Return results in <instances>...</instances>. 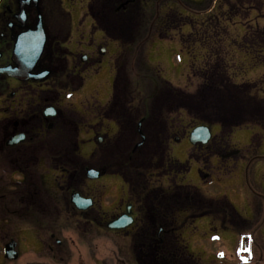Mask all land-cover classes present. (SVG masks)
I'll list each match as a JSON object with an SVG mask.
<instances>
[{
	"label": "flooded vegetation",
	"instance_id": "obj_1",
	"mask_svg": "<svg viewBox=\"0 0 264 264\" xmlns=\"http://www.w3.org/2000/svg\"><path fill=\"white\" fill-rule=\"evenodd\" d=\"M166 2L185 12H178L179 19H192L189 16L192 9L182 7L180 0H0V242H4L0 259L7 264L17 260V264H74L72 255L68 261L64 260L62 249L72 250L78 235L80 244H75L82 245L84 253L89 256L83 244L85 240L104 234L109 235L106 241L110 244L106 247L111 249L108 256L114 264H193L189 256L182 258L184 249L175 246V230L181 228L174 227L169 218V189L163 172L152 173L148 178L150 182L142 189H138L139 180L129 177L125 184V199L107 212L100 209L97 193L88 187L86 174L82 177L87 165H81L80 130L84 128L93 132L95 150L90 153L97 151L96 155L106 157V148H110L114 141L103 131L102 123L112 122L116 129L121 127V121L112 116L109 102L104 104L103 110H89L88 114L77 112L69 103H61L68 92L84 85L89 73L96 72L110 44L118 50L112 58L116 62L122 49L143 46L152 37L162 39L163 33L158 28L166 27L164 25L171 20L163 17ZM79 3L84 4L81 10L78 9ZM152 9L154 15L149 20L145 11ZM86 18L90 21L88 31L92 35L88 50L72 42L74 30H81ZM39 28L45 42L41 51L35 54L39 46L34 44L39 38L36 33ZM95 33L97 38H93ZM13 59H17V64ZM19 59L37 60L27 71L19 68ZM14 66L17 76L4 71ZM128 108L137 107H123ZM92 118L98 123L91 125ZM90 166L100 172L99 177L113 174L122 179V173L108 170L101 162L88 164ZM72 191L91 198L92 206L76 208L68 198ZM259 196L261 205H264V196ZM19 206L22 207L20 216ZM118 208L121 210L117 211ZM51 209L54 215H48ZM63 209L64 213L69 209V219L73 222L69 227L70 236L59 239L55 235L61 227L55 224L62 219L63 215L58 214ZM123 213L128 215L131 223L122 228L110 227V222ZM263 213L264 207L261 219ZM19 221L32 224L35 231L33 237L29 234H24L23 240L20 237L21 243ZM12 228L16 229V239L11 235ZM45 232L50 239L46 249L51 263L19 261V247L26 244L38 251L39 256V250L44 247L41 233ZM122 239L131 243L127 252H131L134 263L119 256L118 242ZM8 244L14 245L16 259H5ZM93 246L91 254L97 255L103 245L94 243ZM259 256L258 263L263 259L261 254ZM85 257H75V264H89Z\"/></svg>",
	"mask_w": 264,
	"mask_h": 264
},
{
	"label": "rangeland",
	"instance_id": "obj_2",
	"mask_svg": "<svg viewBox=\"0 0 264 264\" xmlns=\"http://www.w3.org/2000/svg\"><path fill=\"white\" fill-rule=\"evenodd\" d=\"M213 2L214 0H180L182 7L185 6L188 10L192 9V15H189L192 19L188 20L185 18L184 21L182 19L179 20L180 16L178 12H180V10H177L176 6L173 7L170 3L166 2L164 9L167 8L163 13V17L164 15L171 19L175 17L174 23L170 21L164 25L166 27L161 29L158 28L166 39L152 37L145 42L140 51L138 49L139 52L136 53L135 60L128 57L129 60L126 59V63L124 64L125 67L128 66L126 73H128L129 77L132 79L134 97L136 100L133 104L143 106L145 104V98L148 97L151 89L152 95L157 90L162 80H168L177 87L185 88V92L187 93H194L201 83L198 70V68H200V61L203 58H208V60L214 59L217 62L219 56V62L221 64L224 63L228 74H231L234 82L255 84L256 86L252 92L257 93L259 96H264V85L259 80L262 79L264 82V66H260L259 63L262 58L264 59V55H262V53L264 54V51H262L263 45L259 47L258 45L256 47L247 46L248 49L245 50L246 47L243 45L247 44L245 43L246 41L243 45L240 43L244 38V32L246 33L245 36H247V34H256L257 31H261L264 28V0H216L214 3L215 8L207 12ZM83 5L84 4L79 3V6L77 5L78 9L81 10ZM154 11L153 9L148 12L145 11V15L149 20L153 18ZM83 21L82 29L74 30L72 42L82 49L88 50L90 49L89 40L92 37L91 33L88 31L91 24L88 18ZM97 37L98 34L95 33L93 38ZM254 37L257 38L256 35H254ZM208 40L211 41V43ZM107 49L108 52L105 56L101 57V62L96 72L89 73L86 76L84 85L74 92H68L67 96L62 98L61 103L64 105L69 103L77 112L79 110L84 114H88L93 105H102L108 102L107 100L111 94L110 90L114 72V70H112V58L118 50L113 44H110ZM131 49L129 50L131 51ZM186 84L188 85L186 86ZM259 96H257L258 99L261 98ZM5 105L9 108L8 103H5ZM9 110L10 109H8V111ZM180 117L189 118L186 113H184L183 116L180 112L177 115L171 116V118L178 121L176 123L178 129L173 131V133L174 136H178L179 140H174L170 143L169 148L171 151L169 154L172 158L182 163L188 161L187 153L190 149L189 138H187L188 133L184 132L186 130L189 131V126L194 123L190 121V124H188L189 120L185 119L183 121ZM97 123L95 119H90L91 125ZM102 127L103 131L107 132L106 134L110 136L116 132V126L112 122L104 121ZM185 127L187 128L185 129ZM210 129L212 134H217L219 126L210 125ZM79 133V138L81 140L79 153H81L83 157L88 158L91 154L90 152L94 148L92 139L94 136L93 132L92 130H85L82 128ZM255 134L262 135L261 145H258L257 148L251 151H246L252 136L253 139L257 140L254 137ZM230 144L237 147L238 150L240 149L241 152V157H238L239 159L234 162L233 171L231 173L227 174L218 170L217 161L213 158L211 162L212 168L208 172L209 174L207 177L201 176L197 162L192 160L189 161L190 169L186 171L182 179L180 178L181 180L179 178L175 179L174 171L171 172L170 170L164 171L165 178L163 179L168 187L172 186L174 180H177L179 184L188 182L195 185L208 196L227 197L241 216L248 219L249 224H246L242 229L241 227L237 229V233H239L240 236H244L258 225L256 223L258 220H261L262 209L264 207L263 203V206L261 205L259 196H264V130H260L259 127L253 125L236 128L231 133ZM120 150L121 146L119 144H113L108 150L109 156L107 159L113 157L115 154L119 155L121 152ZM255 157L257 158L255 159ZM41 162H44V160H41ZM164 162H166L165 159ZM250 162V167L246 172L247 164ZM95 163H97V161ZM185 166H187V164ZM44 183H46V181ZM88 187L96 191L97 203L100 209L105 212L117 206L127 195L124 181H122L119 176L113 174H104L98 179H92L88 182ZM56 195H58V193H56ZM214 206L216 209L219 208L216 205ZM21 208L22 207L19 206V216ZM183 209H185L184 213H178L174 210L169 217L171 220L178 221L177 226L176 224L173 225L178 229L184 225L185 221L189 222V224H186L181 230H175L176 234L174 239L176 240V245L183 249L187 246L189 252L196 257L198 256L203 264H257L260 254L263 256V259L260 260L258 264H264V222L261 223V226L258 228L256 227L253 236L255 243L250 244V250L249 246L246 247L245 253H242V259L239 262L237 257L238 251L240 250L239 236L232 229L226 231L222 230L218 221L214 223L210 220L212 217H201L195 220L196 216L200 217L195 210L187 211L186 208ZM116 210L118 211L121 209L118 208ZM64 212V210L59 212L58 215L63 216L62 219L55 224L57 227H61L59 230H56L55 235L59 239L68 238L71 234V229L69 227L73 220L69 219L71 218L69 209L68 212ZM212 212H215V209H213ZM54 214V210L51 209L48 215ZM181 221H183V225H180ZM178 225H180V227H178ZM10 232L12 237L16 239V229L12 228ZM24 234H29L33 237L35 236V231L32 228V224L19 221L18 238L20 243L24 238ZM178 234H181V236ZM41 237L43 238L41 239L44 245V247L39 250L41 255L39 254L38 256V251H35L33 247L26 244L25 247H19V261L24 260L26 262L27 260V262H38V260H41L51 263L49 251L46 249V244L50 241L48 232L41 233ZM108 237L109 235L107 234H104L103 237L97 235L93 240L86 239L84 243L82 242L86 245L85 251L90 254L88 256L84 253L82 245L78 246L75 244H80L77 235L75 236L76 242H74L72 250L64 251V247L61 256L65 261H68L72 255V263L74 264L75 257L78 258V256L80 257L81 255L82 257H89H85V261H88L89 264H100L104 260L106 264H114L113 260L108 256L110 254L108 252L111 250L106 247L107 244H110L106 241ZM94 243L103 245L100 246L99 254L97 255L91 254V248L94 247ZM102 243H105V245ZM118 243L119 256L124 257L125 260L130 263H134L131 252H127L128 245L131 244L128 242V239H122ZM3 244L4 242H0V252ZM97 258L103 260H97ZM17 262L18 260L15 262H8V264H17ZM55 263L57 262H54V264ZM0 264H7V262L0 259Z\"/></svg>",
	"mask_w": 264,
	"mask_h": 264
},
{
	"label": "trees",
	"instance_id": "obj_3",
	"mask_svg": "<svg viewBox=\"0 0 264 264\" xmlns=\"http://www.w3.org/2000/svg\"><path fill=\"white\" fill-rule=\"evenodd\" d=\"M244 38L246 39L245 43L249 45H263L262 51H264V28L261 31H257L256 34H248ZM122 53L126 55V50H123ZM262 55L264 54L262 53ZM219 57L217 62L216 60H209L198 68L201 83L192 94L185 92L179 87H173L170 82L161 81L158 91L150 104V115L149 117H144L147 120L142 126L145 142L138 148H131L133 146L131 142L127 148V155L121 158V163L118 165L119 170L127 173L124 175L125 179L128 180L129 177H133L134 180H141L138 189H142L146 185L144 183L146 176L150 177L152 173L162 172L161 170L182 172L186 169L181 162L170 157L168 149L170 135L173 134L175 126V120L171 116L178 113L179 110H185L194 122L209 125L210 123H216L220 126V133L214 141H211V148L201 147V152L198 154L201 163L207 167L213 158L212 156H215L219 160V166L228 168L225 164L226 160L222 158L224 156L221 157V155L224 154L225 147L229 144L231 131L235 127L256 124L264 128V98L258 99L257 95L252 92L256 85L252 83L236 84L231 79L230 74H228L224 63L221 64L219 62ZM119 61L116 62V68L119 73L117 72L115 77L110 109L112 116L122 123L118 129L116 139L119 138L130 142V140H127L126 135L128 134L129 139L135 135L137 133L135 130L136 126H134L130 115H127L123 107L124 103L131 98L132 86L128 76H123L125 73L121 66L125 67V63L121 64L122 62ZM260 62L264 63V59L262 58ZM136 139L137 136H135ZM259 142L260 140H255L252 143L253 148L258 147L260 145ZM123 145L126 146V143ZM192 152L195 153L194 151ZM191 153L189 158L192 159ZM97 158V163L101 162L109 166L105 162L104 157L100 156ZM164 159L166 162H164ZM81 163L82 165L87 164L84 160ZM82 173L83 177L85 175L84 170ZM193 187L177 185L168 188L169 215L174 210L178 213L184 211L183 207L187 211L195 210L200 217H212L213 219H210L214 223L218 221L222 230L232 229L235 233L238 232L237 229H240L239 227L242 229L246 224H249L248 219L241 216L228 198L203 196L198 188L194 187V191ZM178 194L183 198H178ZM214 205L219 208L216 209ZM212 208L215 209V212H212Z\"/></svg>",
	"mask_w": 264,
	"mask_h": 264
},
{
	"label": "water",
	"instance_id": "obj_4",
	"mask_svg": "<svg viewBox=\"0 0 264 264\" xmlns=\"http://www.w3.org/2000/svg\"><path fill=\"white\" fill-rule=\"evenodd\" d=\"M40 45H42L43 43V37L41 38V42H39ZM14 63L17 64V59H13ZM36 59H19V68L21 70H25L27 69V71H29ZM7 73L11 76H17L16 75V66H14V68H8L6 69ZM210 129L208 126L205 125H200L196 128H194L191 132H190V143H207L209 141V139L211 138L210 136ZM20 140V139H19ZM97 172L91 170L88 171V176L91 177H97ZM71 202H73L79 209L82 208H86L88 207L91 203L90 200H85L83 198H81V196L78 193H72V197H71ZM264 215V214H263ZM264 220V218H263ZM130 222V218L126 217L125 215H123L122 217L118 218L117 220H115L114 222H112L110 224V227L114 228V227H124L125 225H128ZM5 256L8 258H14L16 256V252L13 249V244H9L5 250Z\"/></svg>",
	"mask_w": 264,
	"mask_h": 264
}]
</instances>
